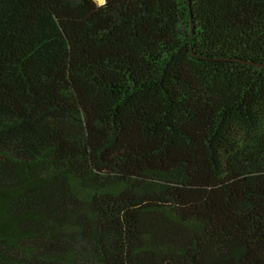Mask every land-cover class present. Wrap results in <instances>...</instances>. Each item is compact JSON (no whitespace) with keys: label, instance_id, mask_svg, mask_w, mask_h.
<instances>
[{"label":"trees","instance_id":"obj_1","mask_svg":"<svg viewBox=\"0 0 264 264\" xmlns=\"http://www.w3.org/2000/svg\"><path fill=\"white\" fill-rule=\"evenodd\" d=\"M0 264H264V0H0Z\"/></svg>","mask_w":264,"mask_h":264},{"label":"bare ground","instance_id":"obj_2","mask_svg":"<svg viewBox=\"0 0 264 264\" xmlns=\"http://www.w3.org/2000/svg\"><path fill=\"white\" fill-rule=\"evenodd\" d=\"M99 1L103 2L104 0H99Z\"/></svg>","mask_w":264,"mask_h":264},{"label":"rangeland","instance_id":"obj_3","mask_svg":"<svg viewBox=\"0 0 264 264\" xmlns=\"http://www.w3.org/2000/svg\"><path fill=\"white\" fill-rule=\"evenodd\" d=\"M101 2V1H100Z\"/></svg>","mask_w":264,"mask_h":264}]
</instances>
